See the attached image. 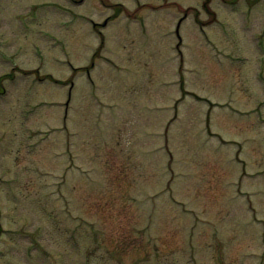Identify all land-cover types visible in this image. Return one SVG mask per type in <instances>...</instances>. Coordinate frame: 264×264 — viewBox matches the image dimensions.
I'll return each mask as SVG.
<instances>
[{
    "label": "rangeland",
    "instance_id": "obj_1",
    "mask_svg": "<svg viewBox=\"0 0 264 264\" xmlns=\"http://www.w3.org/2000/svg\"><path fill=\"white\" fill-rule=\"evenodd\" d=\"M231 1L0 0V264H264V0Z\"/></svg>",
    "mask_w": 264,
    "mask_h": 264
}]
</instances>
